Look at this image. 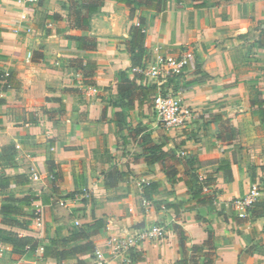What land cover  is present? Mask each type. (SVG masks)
Masks as SVG:
<instances>
[{"label":"crops","instance_id":"obj_1","mask_svg":"<svg viewBox=\"0 0 264 264\" xmlns=\"http://www.w3.org/2000/svg\"><path fill=\"white\" fill-rule=\"evenodd\" d=\"M71 5L0 0V69L11 74L0 89V154L7 147L15 153V164L0 173L29 179L0 189V200L8 193L37 197L16 216L23 227L1 223V214L0 226L44 241L67 236L75 221L104 218L85 264H174L179 225L191 244L212 237V249L189 250L190 264L208 257V264H264V214L242 220L227 206L252 184L264 199V0H167L160 12L137 8L133 16L104 0L86 29L74 26ZM141 14V66L157 52L185 60L172 86L132 63L126 41ZM82 36L94 38L95 48H79ZM173 87L196 111L177 129L160 125L153 107L154 97ZM224 120L235 128L230 143L217 139ZM153 145L167 157L150 162L160 156ZM190 172L209 183L202 195L212 194V202L193 198ZM150 182L157 190L146 199ZM152 225L164 227V238L131 251L129 263L114 254L110 237ZM10 249L0 244L9 264H56L40 253L12 261Z\"/></svg>","mask_w":264,"mask_h":264},{"label":"trees","instance_id":"obj_2","mask_svg":"<svg viewBox=\"0 0 264 264\" xmlns=\"http://www.w3.org/2000/svg\"><path fill=\"white\" fill-rule=\"evenodd\" d=\"M71 1V15L73 16L74 26L80 29H86L89 27L91 15L98 11V7L103 3L104 0H81L78 8L74 7V0ZM121 5H125L129 9V15L133 16L135 9H150L156 12L162 11L166 6L167 0H115ZM76 3V2H75ZM144 16L141 14L138 17V24L132 25L129 29V39L126 41L128 53L131 56L132 63L135 66L140 67V61L145 55V50L143 47V31ZM81 40V45L79 48L92 50L96 46V41L94 38H89L82 36L79 38ZM175 77H171L167 82L168 86H172ZM11 74L5 73L0 69V89H5L10 85ZM179 88L173 87L171 90H178ZM167 91V90H166ZM166 91H161L165 93ZM222 128L217 133V139L223 143H230L234 138L235 128L224 120ZM153 150H161V145H153ZM168 153L160 151V156L153 158L150 156L149 161L158 160L160 157H167ZM222 162L223 160L220 159ZM15 164V153L13 147H7L0 154V166L3 169L6 166H12ZM52 171V167L49 168ZM218 169H222L224 172L225 180H231L230 169L226 165H219ZM52 173V172H51ZM170 172H167V176ZM195 181V185H191L193 198L196 199L197 203H207L212 202V194L202 195L204 188H207L209 183L203 178H200L196 173H189ZM229 174V175H228ZM53 180L55 178V173H52ZM51 175V176H52ZM29 181L28 177L23 174L15 176H5L4 173H0V189L5 190L11 186H18L27 184ZM157 190V183L150 182L145 187H143V195L146 199H150L151 193ZM35 195H24L22 197H16L14 193H8L0 200V214L2 215L1 223L23 227L24 223L16 218V216L25 215L23 206L31 203L32 200L36 199ZM247 217L242 220H248V218L261 216L264 214V199H258L251 207L247 209ZM239 218V217H237ZM241 219V218H239ZM106 228V220L104 218H94L89 222L82 224L73 225L69 234L60 238H48L41 241L31 235H20L18 232L0 226V244L7 243L11 245L9 251V258L12 261H17L27 257V254H33L38 246H42L43 251L41 258H53L56 264H85L84 257H92L95 252V245L92 240L93 236L103 231ZM173 229L176 231L178 236V246L180 257L174 264H190L194 263L193 255L189 254L191 252L200 254L203 253L204 245H207L209 249L213 248L212 237L209 233L208 238L203 244H191L190 239L185 234L182 227L179 225H173ZM193 254V253H192ZM210 262L208 257L207 264Z\"/></svg>","mask_w":264,"mask_h":264},{"label":"built area","instance_id":"obj_3","mask_svg":"<svg viewBox=\"0 0 264 264\" xmlns=\"http://www.w3.org/2000/svg\"><path fill=\"white\" fill-rule=\"evenodd\" d=\"M33 1V0H25ZM185 60L169 53L157 52L153 61L148 65L138 67V70L151 79L159 83L167 82L171 77L181 75L184 69ZM153 107L157 121L166 128H182L196 116V111L185 105L181 98V90L168 89L165 93L159 92L153 99ZM33 179H39L38 173H32ZM206 189V188H205ZM259 188L257 184H252L249 193L243 197L233 200L232 205L236 208L238 215L245 216L247 209L257 200ZM75 224H79L75 221ZM165 229L161 225L149 227H132L126 229L122 234H117L109 238V244L116 256H124L125 263L131 262L130 252L137 250L146 241L159 240L164 238ZM42 246L35 249V254H42ZM43 259V258H41ZM36 264H39V262Z\"/></svg>","mask_w":264,"mask_h":264},{"label":"rangeland","instance_id":"obj_4","mask_svg":"<svg viewBox=\"0 0 264 264\" xmlns=\"http://www.w3.org/2000/svg\"><path fill=\"white\" fill-rule=\"evenodd\" d=\"M204 190H206L205 188H204ZM203 190V191H204ZM237 199V198H236ZM233 200H235V199H231V200H229V202L227 203V206H231L232 208H233V210H234V213H235V215H237L238 217H240V218H245V217H247V215H248V213H246V215L245 216H240V214L238 215V212H237V210H236V208L234 209V206L232 205V202H233ZM80 224V223H79ZM73 225H75V223L73 224ZM132 228V227H131ZM35 254V253H34ZM1 257V262H2V264H9L8 263V261L6 260L7 258H6V255L4 254V255H2V256H0ZM38 259V258H37ZM40 259H38V260H36V261H39ZM129 263V262H128ZM34 264H36V263H34Z\"/></svg>","mask_w":264,"mask_h":264}]
</instances>
